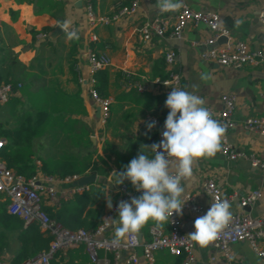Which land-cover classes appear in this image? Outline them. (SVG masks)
I'll list each match as a JSON object with an SVG mask.
<instances>
[{
    "label": "crops",
    "instance_id": "obj_1",
    "mask_svg": "<svg viewBox=\"0 0 264 264\" xmlns=\"http://www.w3.org/2000/svg\"><path fill=\"white\" fill-rule=\"evenodd\" d=\"M91 1L99 15L111 16L123 7L131 6L134 0ZM155 3L156 0H138L135 12L123 15L108 25L91 26L86 18V0H0V78L3 81L22 82L25 90H20L9 101H16L14 97H20L17 107L21 109L25 103L29 104V94L43 95L53 91L59 97L66 96L54 99L53 105L66 108L67 117L50 120L52 127L34 140L33 158L37 167L41 168L42 160L77 156L83 160V164L90 166L85 174H97L96 181L86 191L103 192L93 207H87L84 212L85 216L90 208L94 211V223L88 227L90 229L104 223L105 218H118V212L110 217L111 209L107 206L108 199H111L113 206L121 194L122 184H116V177L112 173L123 171L141 148L146 154L152 155L151 149L143 145L156 143L158 129L153 127L149 130L147 125L152 116L165 120L169 112L165 107L168 94L155 80L167 78L171 70L180 72L183 90L202 97L207 108L221 109L222 94L235 93L237 103L234 119L237 125L225 128L221 145L227 140L237 151L264 158V136L244 126L247 117L264 116V62L235 69L203 59L201 52L206 47L198 42L212 35L209 27L190 22L182 38H173L170 31L180 10L162 13L156 9ZM183 4L195 10L218 12L233 38L247 41L252 48L264 49V22L260 19L264 0H183ZM155 17L163 18L169 31L165 37L153 35L151 40H144L141 26ZM65 20L72 21L70 30H75L79 39L69 41L64 33H55L58 23ZM237 20L242 21L239 27L235 26ZM93 34L97 35L96 41L91 39ZM89 49L106 54L111 59V65L104 68L107 70L105 93L111 99V114L104 127L100 122V106L88 92ZM170 49L177 52L173 67L165 60V52ZM205 73L211 79L202 80L201 75ZM141 85L146 88L139 90ZM62 102H65V107L60 104ZM67 121L69 125L73 124V130L63 125ZM84 130L87 135L77 139L76 134ZM192 167V176L183 183L186 193L194 194L204 211L182 212L180 216L186 234L195 231V219L205 215L211 206L212 198L204 188V182L208 179H214L221 186L223 196L231 199V213L264 217V168L253 167L249 157L240 156L231 160L220 149L213 157L195 160ZM124 183L130 190L135 189L130 181L125 180ZM72 185L59 184L58 188L70 189ZM255 190L261 192V197L253 204L242 207L241 198ZM74 196L63 200L59 206L47 205L46 208L58 209L64 202L72 201ZM154 225L169 231L168 221L158 225L150 220L138 233L142 241L151 238L150 229ZM106 234L114 236V227H108ZM260 246L264 248V239ZM19 247L15 236L8 238L4 250L0 252V260L11 263ZM70 251L72 256H77L75 264H94L83 246ZM137 252L141 264H179L183 257L162 249L155 252L153 262H148L141 247ZM231 254L232 259L239 264H264L248 241L233 244ZM194 256L192 264L226 263L223 254L211 244H197ZM109 257L113 259L112 254ZM125 257L126 253H123L121 261Z\"/></svg>",
    "mask_w": 264,
    "mask_h": 264
},
{
    "label": "built area",
    "instance_id": "obj_2",
    "mask_svg": "<svg viewBox=\"0 0 264 264\" xmlns=\"http://www.w3.org/2000/svg\"><path fill=\"white\" fill-rule=\"evenodd\" d=\"M138 0H134L131 6L123 7L118 13L113 15H99L91 0H86V18L91 26L96 24H110L119 17L136 11ZM260 19L264 22V10L260 12ZM202 23L209 27L212 35L198 42L206 48L201 52V57L205 60H211L223 67L242 68L247 64L257 65L264 62V49L252 48L247 41L233 38L232 32L223 22L221 15L216 11H200L184 4L180 9L177 20L173 25L170 36L180 39L188 23ZM141 32L144 40H151L153 35L165 37L168 33V24L161 17H155L146 21L141 26ZM43 35H46L44 33ZM91 39L97 40V35L93 34ZM220 40L221 43H220ZM90 66V77L88 78V92L90 96L100 106L101 126H106L111 114V99L103 97L96 89V73L111 65V59L106 54H98L93 49L87 52ZM166 63L173 67L177 61V52L170 49L165 52ZM130 74L128 78L130 81ZM156 83L160 84L164 91L169 94L173 87L183 89L182 77L180 72L171 70L170 75L165 79L157 78ZM130 84V83H129ZM23 87L22 82H12L0 80V104H6ZM146 87L141 85L139 90ZM221 109L213 110L208 108L213 114V118L218 120L225 128H234L237 122L234 119V111L237 103V96L233 92L222 94ZM166 120V119H165ZM165 120L157 116L150 118L155 122L158 129L156 143H159L163 137ZM244 126L247 130L264 136V116H250L244 120ZM8 141L0 137V194L6 196L1 202L6 203L9 213L23 219L26 225L37 223L41 229L49 232L53 240L47 250L40 252L34 257L26 260L23 264H51V261L58 252L67 253L69 250L83 246L94 264H141L138 255V248H142L143 256L146 261L153 262L154 254L158 250L166 249L171 254L183 256L179 264H192L195 260L194 248L197 245L192 241L188 234L184 232V222L180 215L173 214L169 218V231L166 232L160 226H152L150 229L151 238L148 241H142L138 234L135 239L131 237L121 241L119 245H113V236L106 234L109 227L105 222L94 229L79 228L76 230L63 226L60 222L53 219L46 210V206H59L63 200L70 198L77 193H84L90 190V184L80 185L79 179L86 175L73 174L65 177L48 175L43 172L36 173L31 177H25L18 174L13 169L7 167L2 158V152ZM162 151V149H161ZM221 153L231 159L236 160L240 156L249 157L253 167L264 168V158H259L254 154L246 155L244 152L235 150L232 145L224 140L221 145ZM59 184H73L70 189L59 190ZM206 192L211 196L221 199L224 197L221 186L214 180L208 179L204 182ZM120 197L111 208L110 217L117 213V206L121 201H130L131 197L141 192L130 190L126 183L120 187ZM261 197V192L255 190L241 198L242 207L253 204ZM185 204L182 212L191 210L195 213H202L204 208L195 200V195L186 193L184 196ZM264 239V217H256L245 213H232L230 221L220 230L218 236L209 242L218 252L223 254L226 259L225 264H239L232 259L231 246L237 242L248 241L258 256L264 260V248L260 246ZM103 253V254H102ZM126 257L121 261L122 254ZM113 255V259L109 257ZM113 260V261H112ZM0 264H11L5 260H0Z\"/></svg>",
    "mask_w": 264,
    "mask_h": 264
},
{
    "label": "clouds",
    "instance_id": "obj_3",
    "mask_svg": "<svg viewBox=\"0 0 264 264\" xmlns=\"http://www.w3.org/2000/svg\"><path fill=\"white\" fill-rule=\"evenodd\" d=\"M183 6V0H156L155 3L156 9L162 13L176 12ZM241 23L237 20L235 26L239 27ZM57 26L69 41L79 39L78 33L70 30L71 20ZM201 79L207 81L211 76L205 73ZM204 105L202 97L174 86L165 101L169 112L161 133L163 139L151 146L143 145L151 149L152 155L141 148L123 171L112 173L117 185L128 180L136 191L142 193L139 197H131L130 201L119 202L117 219L105 218L104 222L114 227L113 245H119L129 237L135 239V234L150 220L159 225L174 213L182 215L186 193L183 182L192 176L194 161L215 156L221 149L225 133V127ZM147 127L151 130L155 122L148 123ZM107 206L112 208L111 199H108ZM230 207L227 199L214 197L207 213L195 219V231L188 234L190 239L200 246L216 239L231 219Z\"/></svg>",
    "mask_w": 264,
    "mask_h": 264
},
{
    "label": "trees",
    "instance_id": "obj_4",
    "mask_svg": "<svg viewBox=\"0 0 264 264\" xmlns=\"http://www.w3.org/2000/svg\"><path fill=\"white\" fill-rule=\"evenodd\" d=\"M95 77L97 79L96 89L103 97H107L105 93L107 70H99ZM0 80L2 79L0 78ZM21 90L25 91L23 87ZM65 97L66 96L63 95L59 97L58 93L53 91H50L48 94L44 93L43 95L37 93L29 94V104L26 106L27 108L22 110L21 116L23 117V121L20 125L14 129H9L0 124V137H4L9 141L8 146L5 147L2 152V158L8 168L13 169L15 172L25 177L35 175L39 170L48 175L59 177L73 174L84 175L88 171L90 166L83 164V160L77 156L67 155L59 159H45L42 160L41 168L37 167L35 164V157L33 158V156H35V151L33 149L34 140L40 137L47 128L52 127L49 123L50 120L59 117H67L65 112L67 111L66 108L53 105L54 99H63ZM14 98L16 100L14 102L17 105L18 101H21V98ZM60 104H63L64 107L66 106L65 102ZM64 123V126L72 128L71 130H73V124L69 125L68 121ZM84 135H87L85 130L77 133L76 138L82 139ZM88 142H90L89 138ZM102 195L103 192L100 190H96L95 193H77L72 201L64 202L63 206L60 208L53 210L52 207H47L46 210L53 219L69 229H90L88 227L94 223L92 219L94 211H92L91 208ZM87 207L91 208L84 216ZM11 236H15L20 243L18 251L11 259L12 264H23L26 260L47 250L53 240V236L47 231H42L37 223L25 225L22 218L9 213L6 203L1 202L0 252L4 250L7 239ZM67 253L58 252L51 261V264H75L74 261L77 256H72L71 251ZM84 259L85 256L82 257V260ZM80 264H86V262H81Z\"/></svg>",
    "mask_w": 264,
    "mask_h": 264
},
{
    "label": "rangeland",
    "instance_id": "obj_5",
    "mask_svg": "<svg viewBox=\"0 0 264 264\" xmlns=\"http://www.w3.org/2000/svg\"><path fill=\"white\" fill-rule=\"evenodd\" d=\"M26 106H28V104H25V106L20 109L14 101H9L6 104H0V123H2L6 128L17 127L23 121L21 114L22 110L27 108ZM5 196V194H0V204L1 199Z\"/></svg>",
    "mask_w": 264,
    "mask_h": 264
},
{
    "label": "water",
    "instance_id": "obj_6",
    "mask_svg": "<svg viewBox=\"0 0 264 264\" xmlns=\"http://www.w3.org/2000/svg\"><path fill=\"white\" fill-rule=\"evenodd\" d=\"M55 33L56 34H62V30L57 26L56 27V30H55ZM97 179V174L95 172H92V173H89V174H86L84 176H82L79 181H78V184L80 185H85V184H92L96 181Z\"/></svg>",
    "mask_w": 264,
    "mask_h": 264
}]
</instances>
